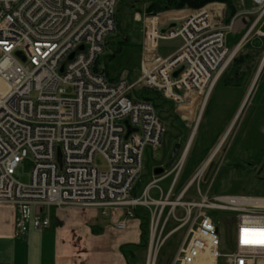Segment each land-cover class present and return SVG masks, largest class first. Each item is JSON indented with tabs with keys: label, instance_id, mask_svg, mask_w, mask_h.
I'll return each mask as SVG.
<instances>
[{
	"label": "built area",
	"instance_id": "2783aa9c",
	"mask_svg": "<svg viewBox=\"0 0 264 264\" xmlns=\"http://www.w3.org/2000/svg\"><path fill=\"white\" fill-rule=\"evenodd\" d=\"M120 1L0 0V80L7 86L0 94V205L15 210V236L48 229L49 207L94 209L105 218L120 212L119 231L128 228L137 208H145L150 214L145 264H156L181 230L185 236L173 264H260L262 237L245 230H264V198L202 195L203 168L171 200L187 148L141 196L133 195L146 151H158L166 133L153 104L136 93L153 90L184 111L187 97L208 96L239 51L226 43L239 15L226 24L223 10L211 5L178 19L165 34L159 18H146L140 78L110 81L95 68L116 31ZM247 1L253 7L245 11L253 19L248 34L256 30L264 39V0ZM175 38L183 41L178 52L160 57V40ZM125 121L133 129L128 139ZM29 157L34 164L30 183L22 184L16 171ZM97 157L105 160L104 169ZM170 177L165 196L159 183ZM196 182L200 199L185 201ZM153 190L159 197L151 195ZM210 212L234 214L228 222L230 230L235 227L228 254L221 252L220 226ZM172 221L175 226L168 230Z\"/></svg>",
	"mask_w": 264,
	"mask_h": 264
},
{
	"label": "rangeland",
	"instance_id": "374dc122",
	"mask_svg": "<svg viewBox=\"0 0 264 264\" xmlns=\"http://www.w3.org/2000/svg\"><path fill=\"white\" fill-rule=\"evenodd\" d=\"M151 1L152 0H122L119 3L116 19L122 31L114 32L113 35L116 36L113 38L111 46L106 45L104 53L98 60V67L103 71L104 76L108 80H135L140 76L141 62L144 59V30L147 26V21L144 22V15L147 18L146 20L154 17L148 13L145 14L146 8L150 5ZM233 1L237 12L247 11L249 9L248 3L245 0ZM222 13L224 14V18L227 17L226 7H223ZM166 15L167 13L156 15L157 18H160L158 21L160 26L166 23ZM151 23L156 26V21ZM121 41H123V43H121ZM182 43L183 41L181 38L162 39L158 44L157 54L162 58L174 55L181 48ZM261 60L262 61H258L256 63L257 65H255L257 66L254 72L255 79L253 78L251 84L247 86L248 88L252 87L257 79L251 96L246 106L241 111L239 118H237L232 133L220 143L219 148L214 147V144L210 143L209 138L212 131L208 130V122L211 121L215 114L225 108L224 101L228 100V97L224 99L223 95L229 96V91L232 96H235L234 99L231 97L232 100H229V102H239L240 99L236 96L239 94L240 87L233 85L235 82L232 79L226 81L228 83L230 82L229 84L231 86L226 85L223 81L215 86L216 88L211 102L205 106L201 119L200 115L205 98L192 95L187 97L189 99L185 103L184 108H188L187 111L180 110V108L178 109L177 107L175 108V117H177L178 123L183 128V134L180 136L181 138L178 139L176 137L178 132L171 129L172 133H167L164 136L163 147L154 153V161H152V159L148 160L146 154L144 155L143 167H145V170H142L140 179L147 173L146 165L148 161H150L149 168L151 171L156 167H165L168 163L173 146L176 143L186 146L196 122L200 120L199 128L194 135L192 146L188 152L183 169L176 179L171 200L175 201L177 199L186 185L204 165L208 164L207 162H209V160V164L205 167V174L201 179L200 191L203 195L208 193L209 197L240 195L264 196V130L259 131L262 126L261 122L264 120L258 116V114H262V110L264 109L263 57ZM0 88L2 89L1 84ZM225 88H227V90ZM226 91H228V94H225ZM219 115H222L220 118L227 117L224 113H219ZM182 117H186L189 124H192V130H187L186 127L188 126L184 127V124L186 125L187 122L183 120ZM215 120L217 119L215 118ZM252 120L254 122L256 121L255 125L259 132L255 129L248 130ZM218 127L219 126H213L212 128L217 129ZM216 140L217 138L213 139L214 142H216ZM219 141L217 140V143ZM214 148L217 153L214 154L213 158H210L209 155ZM96 164L100 169H104L106 166V162L102 157L96 158ZM33 166L34 164L30 157L23 161L16 171V180L22 184H29ZM145 178L146 177H144V179ZM152 180L153 177L151 174V179L148 181L147 178L146 181L149 183L152 182ZM171 182H173L172 178L159 185L163 189L165 196ZM197 188L196 182L187 194L185 201H196L200 199ZM155 191L156 190H153L152 192L154 193ZM209 215L220 221V237L222 241L221 252L223 254H228L231 251L230 244H234L235 227H231L230 230L228 223V221L230 222L232 220V215L227 212H210ZM96 216L97 218L99 217V219H103L101 212L96 213ZM174 226L175 222L172 221V226L170 225L168 230L174 228ZM184 234L185 230H181L172 236L160 251L156 264H173L178 246L184 239ZM129 235L133 236L132 234ZM132 250L134 249H126V252H131ZM136 256L139 259V264H144L146 252H140L139 255L136 252ZM260 263L264 264V260Z\"/></svg>",
	"mask_w": 264,
	"mask_h": 264
},
{
	"label": "crops",
	"instance_id": "0c3cea01",
	"mask_svg": "<svg viewBox=\"0 0 264 264\" xmlns=\"http://www.w3.org/2000/svg\"><path fill=\"white\" fill-rule=\"evenodd\" d=\"M247 3L249 6L247 11L252 10L251 3ZM223 7H225L223 4L215 5L214 9L220 11ZM191 12L189 9L170 11L165 16L167 18L165 22L169 25L171 22H176ZM237 15L239 17L233 30L228 33L226 43L230 49L239 48L237 57H239L240 61H247V63L244 64L242 62L237 64L234 70L226 71L224 75L226 81L230 78L234 80L235 77L244 81L245 74L249 72L250 68L255 66L254 61H262V57L264 61V53H261L264 50V39L256 35V30L250 35L248 34L253 23L252 17L247 16L245 11L237 12ZM242 56L244 57L241 58ZM247 81L248 77L245 79V82ZM220 82L221 80H219L217 85ZM0 84L2 86L0 93H4L7 87L1 80ZM245 86H239L240 91L236 96L240 99L239 102H229V100L235 98L230 91L229 96L223 95L224 99L228 97V100L224 101L225 108L215 114L211 121L208 122V130L212 131L209 139L210 143L214 144V147H218L235 128L237 118H239L249 99L250 87ZM225 89L227 90V88ZM214 90L211 92L206 105L210 104ZM225 94H228V91ZM219 113H224L227 117L220 118L222 115H219ZM258 116L264 120V109L262 114H258ZM182 119L187 122L184 125L188 126L186 128L190 131L192 124H189L186 117H182ZM255 122L252 120L248 130L255 129L257 132L264 130V121L261 122L262 126L259 131ZM213 126L219 127L215 129L212 128ZM215 138L218 141L221 139L217 143V140L216 142L213 141ZM191 139L192 133L189 137V140ZM214 152L215 148L212 149L209 155L210 158ZM166 181L164 180L163 182ZM153 195L159 196L157 191ZM98 212L94 209L79 210L76 208L57 209L49 207L45 209V215L50 219V227L48 229L44 231L30 230L24 236L16 237L15 210L13 207L0 205V264H129V260L123 255L121 248L140 244L139 220H130L128 228L124 231H119L115 225L121 216L120 212H117L114 218L103 219L97 218L96 213ZM137 253L139 255L140 251L137 250Z\"/></svg>",
	"mask_w": 264,
	"mask_h": 264
},
{
	"label": "trees",
	"instance_id": "16d2710c",
	"mask_svg": "<svg viewBox=\"0 0 264 264\" xmlns=\"http://www.w3.org/2000/svg\"><path fill=\"white\" fill-rule=\"evenodd\" d=\"M214 3H220V4L226 5L228 15H227V18L225 19V22L230 23L231 19L237 14V10H236L233 0H152L150 2V5L146 8V11L149 15L156 16L161 13L168 12V11H182L185 9L196 11V10L203 9L206 6L210 4H214ZM116 31L117 32L122 31V29L120 28V24L117 22V19H116ZM115 36L116 35H113L109 38V40L107 41V46H111L112 40ZM121 43H123V41H121ZM261 53L263 54L264 50L261 51ZM243 57L244 56H242L241 58ZM242 62H244V64L247 63V61H240L239 57L236 56L232 64L230 65L229 70H227V72L234 70L236 65ZM254 62H255V65H257L256 63L258 61H254ZM256 68L257 66H254L253 68L249 69V72L245 74L244 76V81H241L240 78L237 79L235 77L234 79L235 83L233 85L248 86L249 84H251L254 78V75H255L254 72ZM95 71L99 73H103V71L100 70V68L98 67V61L96 64ZM224 75L220 78V80L223 81V83H225L226 85L231 86L229 84L230 82L229 83L225 82L226 79L224 78ZM247 77H248V81L245 82V79H247ZM136 96L139 99L149 101L153 104L161 122L163 123L166 129V134L172 133L171 129H173V131L178 132V135L176 137L178 139L181 138L180 136L183 134L182 133L183 128L178 123L177 117H175L176 106L174 102L167 100L160 93L155 92L150 89L140 90L136 93ZM184 127L186 126L184 125ZM145 154L148 157V160L152 159V161H154L152 151L147 150ZM149 162L150 161H148L146 165L147 173L146 175H144V177L146 178L144 179V177H142V179H140L137 182L134 192H133L134 196H137V197L141 196L145 187L150 183V182L148 183V181L149 179H151L152 171L149 168V165H150ZM143 169L145 170V167H143ZM147 178H148V181H146ZM135 218L140 220V233H141L140 234V244L138 246H125L121 248L123 255L126 257L127 260H129V264H139L140 262H139L138 257L136 256V252L137 250H139L140 252H143V251L146 252L148 250V244H149V228H150L149 211L145 208H137L135 210ZM126 249H135V250H132L131 252H126Z\"/></svg>",
	"mask_w": 264,
	"mask_h": 264
},
{
	"label": "water",
	"instance_id": "95a60500",
	"mask_svg": "<svg viewBox=\"0 0 264 264\" xmlns=\"http://www.w3.org/2000/svg\"><path fill=\"white\" fill-rule=\"evenodd\" d=\"M177 27V24L174 23L172 25H170V28H176ZM167 32L166 29H163L161 30V33L162 34H165ZM79 50L83 51L84 50V47H81ZM18 56L19 57H22L21 53H18ZM74 57V54L71 55L70 59H72ZM62 71H63V68H62ZM183 71V68H181L180 70L176 71L174 74H173V78H178V76L180 75V73ZM252 90V88H251ZM208 100V99H207ZM207 100L205 102V105L207 103ZM202 115V114H201ZM125 125L127 126L128 128V134L126 135L125 139H128L129 138V135L133 132V129L131 128V126L129 125L128 121H125ZM182 149V145L179 144V143H176L170 153V156H169V160H168V163L167 165L163 168H158L154 171L155 175L158 176V175H161L164 173L165 169H168L171 167L172 163H174L180 153ZM58 163L60 164V166H62V153H61V150L60 148L58 149Z\"/></svg>",
	"mask_w": 264,
	"mask_h": 264
},
{
	"label": "snow or ice",
	"instance_id": "6c2138e0",
	"mask_svg": "<svg viewBox=\"0 0 264 264\" xmlns=\"http://www.w3.org/2000/svg\"><path fill=\"white\" fill-rule=\"evenodd\" d=\"M246 232L247 231H259V234L261 235V237H262V243H264V230H245Z\"/></svg>",
	"mask_w": 264,
	"mask_h": 264
},
{
	"label": "bare ground",
	"instance_id": "6f19581e",
	"mask_svg": "<svg viewBox=\"0 0 264 264\" xmlns=\"http://www.w3.org/2000/svg\"><path fill=\"white\" fill-rule=\"evenodd\" d=\"M249 97V96H248ZM204 103H205V101H204Z\"/></svg>",
	"mask_w": 264,
	"mask_h": 264
}]
</instances>
